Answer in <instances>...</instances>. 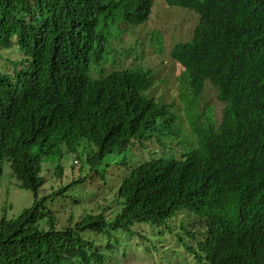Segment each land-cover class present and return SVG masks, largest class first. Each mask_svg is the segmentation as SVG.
Returning <instances> with one entry per match:
<instances>
[{"label":"trees","instance_id":"16d2710c","mask_svg":"<svg viewBox=\"0 0 264 264\" xmlns=\"http://www.w3.org/2000/svg\"><path fill=\"white\" fill-rule=\"evenodd\" d=\"M158 2L0 0V179L6 161L33 193L17 217L0 218V264H105L115 261L117 234L146 240L175 228L196 264H264V0H161L196 15L167 55L180 69L186 129L178 106L148 94L161 78L111 55L127 34L114 26L144 24ZM207 84L223 104L219 122L197 107ZM165 138L182 152L146 154L167 149ZM64 152L74 164L84 158L88 175L63 181L60 161L41 173ZM86 179L115 206L74 221L73 206L87 201L73 193Z\"/></svg>","mask_w":264,"mask_h":264},{"label":"rangeland","instance_id":"374dc122","mask_svg":"<svg viewBox=\"0 0 264 264\" xmlns=\"http://www.w3.org/2000/svg\"><path fill=\"white\" fill-rule=\"evenodd\" d=\"M160 1V2H158ZM153 9L151 17L144 24L132 27L128 26L119 27L114 26L113 34L117 35L120 32L127 33L122 36L118 42L112 44V48L115 52H112L113 62L116 66L120 67H140L141 64L148 67L154 73V79L156 82L158 78L162 79L161 83L156 84L150 91L149 95L155 97L161 103H174L180 108V113L183 118L182 127L187 128L188 122L186 116H184L183 107L184 103L178 90V74L179 66L173 63L170 59H167L168 52L172 45L180 40H187L190 37L193 27L196 25V15L193 12L183 10L180 7H169L161 0ZM131 44V50L129 54H126V46ZM161 48V49H159ZM116 51L118 54H116ZM134 54V56H133ZM133 56V57H132ZM95 76V74H94ZM198 110L201 112L210 114L214 122H219L222 112L223 104L216 98V91L207 84L205 90L198 98ZM175 139L165 138V146L168 148L160 151V149L153 144L149 147L150 151H146V154L152 157H168L170 155L180 154L181 147H172V142ZM127 165H129V159L135 158V155L131 152H127ZM119 154H116L115 157ZM147 156V157H149ZM114 155H112V158ZM146 157V158H147ZM74 154L71 152H64L59 158L56 154L47 159L42 164V174H45L44 166L47 163H55L60 161L63 167V174L67 177L63 181H70L72 178L85 175L84 158L77 160V163L73 161ZM52 160V161H51ZM112 160V159H111ZM74 166H71V165ZM51 165H46V168H50ZM117 169L111 166L108 171L109 178H114ZM45 175H49L48 173ZM88 175V173H86ZM47 179L49 178L46 177ZM107 182V180H106ZM55 180L47 181L39 189V195H43L51 191V187L56 186ZM76 192L81 194L85 199L76 192V195L80 201H87L83 206H73L75 220L85 212L92 211L98 213L101 208L106 204L111 205L110 209H114L115 204L111 202L112 193L106 191V188L102 187L100 181H90L86 179L83 185L77 184ZM114 192V190H111ZM115 193V192H114ZM87 196V197H86ZM33 201V193L27 189L20 188L18 181L11 175L9 163L4 161L2 163V176L0 179V218L2 216L7 219L15 218L19 215L23 208L28 207ZM68 201V200H64ZM73 205V204H71ZM57 210V216L59 223L65 224L67 217V210H63L62 206H58V203L53 207ZM106 211L105 213H107ZM178 218L172 220L173 224H177ZM179 231V230H178ZM177 228L173 232H163L162 235H153L150 232L145 233L148 239H142L141 237H124L123 234H117L120 245L117 246V252L113 253L115 261L110 262L108 258L105 264H196L193 257L190 256L183 245L177 244L176 233ZM102 246L100 250L103 252H109L105 247V237L98 236ZM109 257L111 254L106 253Z\"/></svg>","mask_w":264,"mask_h":264}]
</instances>
